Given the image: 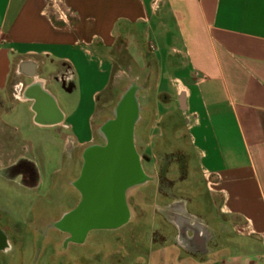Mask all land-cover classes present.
Listing matches in <instances>:
<instances>
[{
    "label": "crops",
    "instance_id": "0c3cea01",
    "mask_svg": "<svg viewBox=\"0 0 264 264\" xmlns=\"http://www.w3.org/2000/svg\"><path fill=\"white\" fill-rule=\"evenodd\" d=\"M115 57L128 64L117 75ZM125 70L150 80L134 85L146 100L136 98L145 111L133 127L146 173L187 151L153 135L175 111L191 147L181 186L150 184L134 199L163 206L171 229L145 264H264V0H0V179L9 184L1 170L21 158L42 181L32 153L46 160L57 145L78 160L112 118Z\"/></svg>",
    "mask_w": 264,
    "mask_h": 264
},
{
    "label": "rangeland",
    "instance_id": "374dc122",
    "mask_svg": "<svg viewBox=\"0 0 264 264\" xmlns=\"http://www.w3.org/2000/svg\"><path fill=\"white\" fill-rule=\"evenodd\" d=\"M115 58L114 74L117 75V68L120 69L119 67H121L123 69L128 64L120 62L117 57ZM115 82L116 89H121L122 91L135 84L142 85L143 89L150 86V80L145 77L142 71L135 73L134 71L129 72L125 70V74L121 75L120 78L117 77ZM108 97V105H110L115 97L112 92L109 93ZM137 97H141L138 103L141 104L143 101L145 104L144 93H139L136 95ZM151 101L153 108L157 110L159 102L155 100V96L151 98ZM98 107H101V104ZM139 111L142 113L145 110L138 107V113ZM156 113L157 115L154 118L158 119L159 112L156 111ZM170 119L172 120L170 121ZM176 123L179 126L178 132L174 134L175 139L172 136L173 130L166 126L173 124L172 127H174ZM187 134L182 120L176 111L168 119L158 121L153 135L156 138L158 135H161L163 140L161 141L162 146L169 142L173 144V140L175 141V145L179 143L184 145L187 151H178V149L172 152L170 148L169 151L172 153L160 159L158 171L152 176L153 181L151 184H159L160 186L163 183L169 182L170 184L175 183L176 186L178 184V186H181L184 183V180L180 181V179L185 177L187 162L191 156V147L186 140ZM158 140L154 141V147H158ZM59 146L50 148V153L47 154L46 160L41 155H35L36 151L32 153L41 169L42 179L47 183L55 178L61 182L62 173L56 176L52 175L53 170L57 169L59 171L61 169L64 160H67L66 158L68 157V153L65 151L61 153V147ZM29 154L31 155V153ZM156 156L159 157L157 153ZM44 162L45 167H42ZM78 175L79 167L75 163L72 176L77 177ZM166 178H169V181ZM193 178L196 182H199L197 172L194 173ZM46 188L48 192L49 189L48 187ZM41 193H43L42 190L40 191V195ZM36 196L37 194L35 195L30 191L8 184L0 179V205L3 206H0V229L4 232L7 241L6 248L0 252V264H145L150 261L146 253H150L152 247L153 250H156L161 244L162 240L159 239L160 228L164 226L166 229L171 230L163 222L162 217L165 213L162 208L163 206L157 205L153 210L149 207L150 203L146 200V204H143L144 209L133 207L134 199L141 197L138 192L136 196L127 199L132 216L125 225L113 231L91 232L81 244H66L65 234L57 231L54 232L55 229L49 228L46 224L34 221L35 213L32 214L30 206L36 200ZM75 196V192L72 189L69 207H73L76 199ZM139 214L141 215L138 216ZM42 231L47 232V237H41ZM151 261L154 264H158L160 256L157 255L156 259ZM164 261L169 262L170 259L166 256Z\"/></svg>",
    "mask_w": 264,
    "mask_h": 264
},
{
    "label": "flooded vegetation",
    "instance_id": "af4514ba",
    "mask_svg": "<svg viewBox=\"0 0 264 264\" xmlns=\"http://www.w3.org/2000/svg\"><path fill=\"white\" fill-rule=\"evenodd\" d=\"M118 102V101H117ZM116 102V104H117ZM116 105L113 109V116L111 119L105 121L101 126L97 128V136L95 140L91 141L90 144H86L77 150L78 160L75 159L74 156H69L74 159L72 160H64V164L61 169L58 171L57 169L53 170L52 175L56 176L62 173V178L59 180L51 179L48 183L44 180L40 181V177L37 175L32 163L27 160H22L21 158L14 159L13 162L7 164L2 170L1 173L10 178L7 180L9 184L12 182H16L19 188L25 189L34 193L36 196V200L32 202L30 206L32 214H34V221H38V223L46 224L49 228L55 229L54 232H59L61 234L66 235V244H81L84 242L86 236L94 231H113L118 228H100V229H92L85 233H79L77 230H72L68 226L69 218L72 216V213L78 206H83L85 208L86 216H90V210L92 204L89 202L91 198V193H84L81 192L78 187V181L80 177L84 178L86 176V172L90 169L94 170V166L97 164L99 165L98 159L100 160V152L102 149H105L109 145V136L106 131L107 125L114 120V113H115ZM132 142H133V134H132ZM9 144V145H8ZM7 142L3 146V153L6 155L12 154L11 151L16 148V144ZM133 148L136 157V164H137V173H131L128 177V185L124 189L122 196L124 207L126 211V222L123 224L125 225L130 217V209L128 205V198L136 196L138 194L139 189L148 186L152 183V177L148 176L144 170V166L147 163V158L144 155H141L136 150L134 143ZM75 155V154H74ZM106 163L105 160H103ZM102 161V162H103ZM78 164L79 167V175L75 177L73 181H69V178L72 176V165ZM103 163V164H104ZM112 163V161H111ZM109 175L110 179L115 178V167L114 162L110 166ZM132 170V169H131ZM92 171V170H91ZM1 174V175H2ZM18 178V181L16 180ZM48 187V192L47 188ZM72 189L75 192V202L73 207H69L70 197H72ZM43 191L40 195V191ZM47 193V194H45ZM129 193V195H128ZM139 214L138 216H140ZM103 217V216H99ZM1 230V229H0ZM2 231V230H1ZM3 232V231H2ZM51 232V231H49ZM53 232V231H52ZM4 234V232H3ZM5 236V234H4ZM41 237H47V232L42 231ZM6 238V236H5ZM3 251V250H2ZM1 252V251H0Z\"/></svg>",
    "mask_w": 264,
    "mask_h": 264
},
{
    "label": "water",
    "instance_id": "95a60500",
    "mask_svg": "<svg viewBox=\"0 0 264 264\" xmlns=\"http://www.w3.org/2000/svg\"><path fill=\"white\" fill-rule=\"evenodd\" d=\"M137 116L136 88L128 87L116 104L114 120L107 125L110 140L108 147L99 151V165L94 166V170H88L87 175L84 178L81 176L78 181L81 192L92 194L89 201L92 204L90 216H86L83 206H78L69 218L70 229L82 234L92 229L118 228L126 222L122 193L128 185L130 172L138 174L132 142ZM111 161L115 167V178L112 180L108 169L112 165ZM6 246V238L0 230V251Z\"/></svg>",
    "mask_w": 264,
    "mask_h": 264
},
{
    "label": "built area",
    "instance_id": "2783aa9c",
    "mask_svg": "<svg viewBox=\"0 0 264 264\" xmlns=\"http://www.w3.org/2000/svg\"><path fill=\"white\" fill-rule=\"evenodd\" d=\"M61 16L65 17V14L61 12Z\"/></svg>",
    "mask_w": 264,
    "mask_h": 264
},
{
    "label": "bare ground",
    "instance_id": "6f19581e",
    "mask_svg": "<svg viewBox=\"0 0 264 264\" xmlns=\"http://www.w3.org/2000/svg\"><path fill=\"white\" fill-rule=\"evenodd\" d=\"M131 87H135V86H131ZM136 88V87H135Z\"/></svg>",
    "mask_w": 264,
    "mask_h": 264
}]
</instances>
